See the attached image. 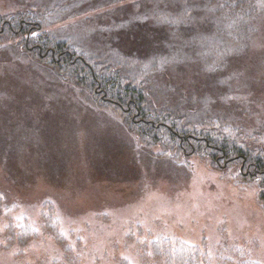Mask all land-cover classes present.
I'll return each mask as SVG.
<instances>
[{
    "label": "rangeland",
    "instance_id": "374dc122",
    "mask_svg": "<svg viewBox=\"0 0 264 264\" xmlns=\"http://www.w3.org/2000/svg\"><path fill=\"white\" fill-rule=\"evenodd\" d=\"M33 1L0 0V18ZM102 1L109 4L96 8L101 12L125 2L154 22L167 4L143 0L144 9L142 0ZM85 17L54 20L49 28L84 38L87 28L99 26ZM217 26L210 19V29ZM26 37L12 38L0 27V264H160L140 258L135 247L137 240L149 251L142 243L157 237L200 245L222 264H264V203L256 180L238 173L236 161L218 165L211 148L186 154L167 137L166 148L142 142L119 110L47 80L30 51L16 50ZM247 43L221 53L210 47L207 73L197 71V55L193 62L150 67L148 101L194 121L210 117V127L224 119L264 134V21ZM120 59L136 72L131 59Z\"/></svg>",
    "mask_w": 264,
    "mask_h": 264
},
{
    "label": "trees",
    "instance_id": "16d2710c",
    "mask_svg": "<svg viewBox=\"0 0 264 264\" xmlns=\"http://www.w3.org/2000/svg\"><path fill=\"white\" fill-rule=\"evenodd\" d=\"M166 1L167 4L159 9L163 13H157L154 22L150 15L130 10L125 2L113 10L101 12L96 8L107 6L108 1L34 0L10 19L0 18V27L3 25L9 29L12 38L27 36L22 42L17 40L16 50L20 54L30 51L34 61L45 71L47 80L71 84L81 93L93 95L102 105L119 110L127 130L138 135L142 142L166 148L162 139L167 137L174 147L186 154L197 147L204 152H210L211 148V157L216 158L218 165L236 161L238 173L249 183L256 180L258 198L264 203V134L246 132L224 119L210 127V117L205 122L194 121L191 119L193 115H187L183 110L159 107L148 101L145 79L152 66L169 67L177 60L193 62L196 55L200 58L196 59L200 63L197 71L210 72V47L221 53L242 39L248 40V46L264 21V0ZM147 4L142 0L144 9ZM53 12L54 18H50ZM79 15H86L87 21L94 19L99 25L93 24L94 29L87 28L88 34L84 38L77 36L78 31L66 33L59 32L57 27L49 28L54 20ZM210 19L217 22L218 31L210 29ZM201 20L205 22L200 23ZM81 21L84 17L78 19L74 27L79 28ZM212 39L216 42L210 45ZM192 42L203 44L196 50L195 44L194 47L182 46L183 43L192 45ZM201 52L205 53V59L200 56ZM121 57L131 59L127 64L134 65L136 72L131 73ZM215 58L214 55L212 60ZM218 66L220 68L212 72L222 68L220 64ZM208 94L210 92L205 93ZM174 151L170 149V152ZM31 232L30 236H33L34 232ZM139 243L135 241V247L140 250L138 255L147 262L148 257H152L154 263L160 264H222L202 246L183 240L157 237L149 243H142L148 245L149 251Z\"/></svg>",
    "mask_w": 264,
    "mask_h": 264
}]
</instances>
